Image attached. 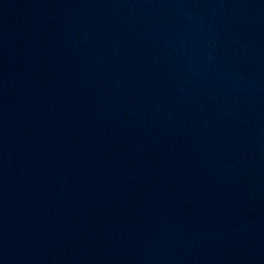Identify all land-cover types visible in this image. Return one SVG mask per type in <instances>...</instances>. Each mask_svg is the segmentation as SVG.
<instances>
[{"label": "water", "instance_id": "obj_1", "mask_svg": "<svg viewBox=\"0 0 264 264\" xmlns=\"http://www.w3.org/2000/svg\"><path fill=\"white\" fill-rule=\"evenodd\" d=\"M0 264H264V0H0Z\"/></svg>", "mask_w": 264, "mask_h": 264}]
</instances>
